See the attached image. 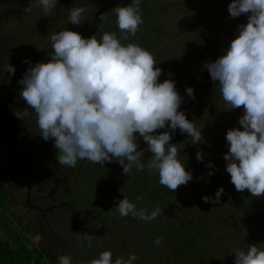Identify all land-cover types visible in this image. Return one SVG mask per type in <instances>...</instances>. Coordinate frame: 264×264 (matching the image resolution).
<instances>
[{
    "label": "rangeland",
    "instance_id": "obj_1",
    "mask_svg": "<svg viewBox=\"0 0 264 264\" xmlns=\"http://www.w3.org/2000/svg\"><path fill=\"white\" fill-rule=\"evenodd\" d=\"M156 1L162 6L161 13L157 12L158 15L154 18L162 29V36L153 50L157 56L151 53L157 63L155 67L163 69L158 80L161 83L165 79L175 81L184 101L178 110L184 111L187 119L202 130L203 137L200 143L193 144L188 134H181L177 129L170 143L176 144L182 163L187 160L189 151H201L203 158L210 157L209 161L212 163L213 139L219 132L226 137L230 128L243 130L238 123L243 115V106L233 110L224 100L213 101L215 89L212 88V79L204 68L207 60L203 58V50L208 42L215 50L216 59L223 55L238 35V26L246 24L247 16L242 14L238 18H232L228 12L231 0ZM60 2L62 11L57 8L45 13L43 7L38 6L39 0H0L2 65L6 69L8 65L16 69L14 74L8 73L12 77L5 81L6 86L0 91V227L6 232L16 229L23 241L34 250L37 264H57L58 257L65 254L71 255L72 264H82L98 258L106 250L113 253V260L117 257L127 259L134 253L138 259L133 264H165L170 253L167 249L173 246L170 239H173L175 232L188 230L191 234V229L196 227L195 221L185 228L180 224L185 217L197 214L198 206L190 201V190L178 188L175 190V194H178L177 201L174 200L175 197L169 198V208H185L182 218L172 223L162 213L150 222L131 215L121 217L116 208L123 197L135 203L138 210L143 208L148 213L157 207L146 197L152 179L147 170L151 154L141 157V163L145 165L144 171H138L133 165L128 176L115 160L103 165L78 160L74 168L62 166L59 165L57 156L53 158L48 155L58 153V150L54 147L53 139L45 141L40 138L36 115L32 109H28L29 115L25 119L15 116L13 122L7 120L15 110L13 108L22 110L27 105L21 100L16 103L17 107H8L6 103H2L1 97L18 95L22 89L18 81L23 78L29 66L50 59L49 53L53 51L51 35L61 30L76 32L82 23L92 19L94 15V9L86 0ZM30 3L33 5L32 12L25 13L24 9ZM81 6L87 9L81 24H71L68 19L70 9ZM130 36L132 35L124 40L125 45L135 43L141 46L138 40H132ZM25 60L29 63H25ZM187 87L194 89L195 99L187 96ZM218 117L223 118V125L215 127L212 121ZM165 130L167 129H159L154 134ZM135 135L139 144H146L138 133ZM75 184L77 185L74 186ZM187 184L191 185L192 182ZM70 187L72 190H68ZM137 196H142L143 199L137 200ZM178 199L182 202H178ZM223 201L232 203L226 211L236 210L234 201H229L228 198ZM175 214L179 213L175 210ZM230 218L228 217L227 222ZM227 226L228 224L223 226L217 223L206 233L197 236L199 255L208 253L210 248L220 255L226 242ZM167 229L172 231L170 239L164 237L162 231ZM253 232L257 236L260 229ZM82 234L94 237L91 247L78 238ZM157 238H162L160 245L155 243ZM199 255L193 258L196 264H212L209 261L212 257L210 254L205 255V258ZM230 259L231 256H228L219 261L223 264L222 262L228 263Z\"/></svg>",
    "mask_w": 264,
    "mask_h": 264
},
{
    "label": "clouds",
    "instance_id": "obj_2",
    "mask_svg": "<svg viewBox=\"0 0 264 264\" xmlns=\"http://www.w3.org/2000/svg\"><path fill=\"white\" fill-rule=\"evenodd\" d=\"M58 0H39L43 11L55 8ZM141 0H132L125 7H115L117 25L121 30L105 32L100 40L96 35L83 38L78 32L61 30L51 35L50 59L29 66L18 81L19 93L27 107L16 110L19 119L28 117V109L36 115V124L43 140H54L58 150L59 165L74 168L78 160H88L103 165L117 161L125 175H130L133 165L144 171L141 163L144 150H138L137 136L147 144L151 157L148 173H158L159 184L174 192L192 180V172L186 171V162L179 159L176 144L170 143L179 129L188 134L193 144L203 140L201 129L179 111L183 98L176 83L158 78L163 69L153 54L135 43L123 45L129 35L135 36L143 23ZM32 3L24 9L31 13ZM86 7L70 9L69 22L81 24ZM228 12L232 18L247 15V23L238 26V35L225 53L215 61L205 62L213 82H218L223 100L230 109L243 106L239 118L241 128L226 132L228 152L224 154L226 172L236 191L248 190L251 196H264V0H231ZM25 63H29L25 60ZM6 71L16 69L8 65ZM171 74L169 73V76ZM188 97L195 99L194 89L186 88ZM159 129H167L154 134ZM196 158L203 161L202 152ZM125 160L127 163H125ZM207 167L212 168L211 164ZM213 173L209 172V176ZM224 189L215 193V199L203 197L205 203H219ZM137 200L143 199L137 196ZM121 217L150 222L161 210L157 206L151 213L137 209L127 197L116 206ZM87 246H92L90 234L78 236ZM162 238L155 240L160 245ZM138 257L133 253L127 259L113 260L110 250L98 258L82 264H133ZM57 264H72L70 254L58 257ZM234 264H264V248L256 244L247 251L235 252Z\"/></svg>",
    "mask_w": 264,
    "mask_h": 264
},
{
    "label": "trees",
    "instance_id": "obj_3",
    "mask_svg": "<svg viewBox=\"0 0 264 264\" xmlns=\"http://www.w3.org/2000/svg\"><path fill=\"white\" fill-rule=\"evenodd\" d=\"M60 1L61 0H58L56 7L52 9L53 11L57 8H59V11H62V2ZM86 3L91 5L92 9H94V15L92 16V19L82 23L81 27H78L76 32L80 33L83 38H89L96 35L98 40L102 38V35L105 32H115L119 38L121 36V30L118 28L116 22L117 16L114 8L125 7L131 4L132 0H86ZM111 3L112 7L102 11L95 20L96 13L105 9ZM161 7L162 6L156 0H141L140 8L143 14V23L139 26V30L135 36H130L132 40H138L142 48L150 52H153L154 48L157 46V42L162 36V29L156 24L154 19L158 15L156 14L157 12L159 14L161 13ZM68 15L69 14H66V16ZM93 23L97 28L96 31L91 34ZM121 43L125 45L124 40H121ZM153 53L156 54V57L157 53ZM214 54L215 50L212 49L208 42H206V47L203 50L204 60L206 59V62L215 61L216 58L214 57ZM11 77L12 76L6 71V66L2 65V57L0 56V91L6 86L5 81L9 80ZM210 84H212V88L215 89V99H213V101L216 102L223 100L218 82L212 81ZM217 97L218 99H216ZM1 99L3 104L13 103V107H17L16 103L23 100L19 94H16V96L10 95L9 98L1 97ZM13 109L15 110L9 114V119L7 118L8 122H13L15 120L14 112L16 111V108ZM212 124L215 127L223 125V118H215L212 121ZM40 138L42 139L41 136ZM213 144L214 152L211 155H214V161L212 163L209 161L210 157L208 159L203 158V161L201 162L197 160L195 155L196 152H194L195 154L192 153V151L187 153L188 157L185 161V167L186 171L192 172V184L181 185L178 188L183 187V189L190 190L192 195L190 201L198 206V210L196 215H193L190 218L185 217L181 220L180 224L185 228L192 225L195 221L196 227L194 226L191 229V234H189L188 230L184 232H175V236H172L173 239H170L169 237L172 233L171 229L162 230L164 237L173 242V246L167 249L170 250V253L168 254L169 258H166L165 260V264H196V261L193 258L195 255L198 256L200 254L197 252V247L199 246V243L196 241L197 236L204 234V232L206 233L210 227L217 223L223 226L228 224V231L226 232L225 238L226 242L223 245L220 255L217 254V251L211 248L208 253L199 255L201 258H205V255L210 254L212 259L209 258V261H211L212 264H220L219 259L221 260L228 256H231L229 262L226 263L225 261L222 263L234 264L235 252L237 250L246 252L248 246L251 244H256L261 248H264V196L253 197L247 189L243 192L236 191L235 186L231 183L230 174L225 170L227 162L224 160V154L228 152V141L226 140V137L219 132V134L213 139ZM145 145L143 143H138V150L143 149L144 154H151V152L147 151ZM48 155L55 158L57 153ZM208 164H211L213 167H207ZM209 172H212L213 174L209 176ZM82 178L81 180L84 181ZM151 178L152 179L149 182L150 187L146 193L149 202L153 206L156 205L160 208L163 217L170 218L169 223L180 220L185 208L181 210H179V207L169 208L171 207V201L169 198L175 197L174 200L177 201L176 195L178 194H175V191L172 192L159 184L158 173H151ZM76 185L77 184L74 186ZM221 187L224 191L220 196L219 203H212L211 201L207 203L204 202L203 197L205 196L215 199V193ZM68 190H72V187L68 188ZM225 198H228L229 201H234L236 210L226 211L228 207H231L232 203L223 201ZM178 202L182 201L178 199ZM175 210L179 213L178 215L175 214ZM209 213H211L210 220H208ZM228 217H231L229 222H227ZM218 218L219 220H217ZM257 228L260 229V232L256 236L253 230ZM36 261L37 258L34 250L23 241L16 229L7 230L6 232L0 227V264H37Z\"/></svg>",
    "mask_w": 264,
    "mask_h": 264
},
{
    "label": "water",
    "instance_id": "obj_4",
    "mask_svg": "<svg viewBox=\"0 0 264 264\" xmlns=\"http://www.w3.org/2000/svg\"><path fill=\"white\" fill-rule=\"evenodd\" d=\"M110 7H112V3L109 4L105 9H102V10L98 11V13H96V15H95V20H96V19L98 18V16L102 13V11H105V10H107V9L110 8ZM96 28H97L96 25L93 23V25H92V30H91V34L94 33V32L96 31ZM7 106H8V107H13L14 104H13V103H8Z\"/></svg>",
    "mask_w": 264,
    "mask_h": 264
}]
</instances>
